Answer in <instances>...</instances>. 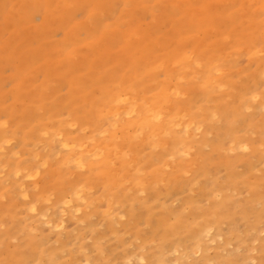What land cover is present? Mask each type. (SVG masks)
<instances>
[{
	"label": "rangeland",
	"instance_id": "obj_1",
	"mask_svg": "<svg viewBox=\"0 0 264 264\" xmlns=\"http://www.w3.org/2000/svg\"><path fill=\"white\" fill-rule=\"evenodd\" d=\"M262 124L264 0H0V264H264Z\"/></svg>",
	"mask_w": 264,
	"mask_h": 264
},
{
	"label": "bare ground",
	"instance_id": "obj_2",
	"mask_svg": "<svg viewBox=\"0 0 264 264\" xmlns=\"http://www.w3.org/2000/svg\"><path fill=\"white\" fill-rule=\"evenodd\" d=\"M113 7V6H112ZM22 8V7H21ZM19 10H21L20 8H18ZM22 14V13H21ZM15 15H16V13H15ZM21 17H23V16H21ZM45 17V16H44ZM25 19V18H24ZM44 20V19H43ZM46 20V19H45ZM45 43V42H44ZM55 46V45H54ZM38 48H39V45H35V49H37L38 50ZM54 48V50H55V52H56V49H55V47H53ZM60 49H61V47H59ZM60 49H58V51L57 52H59V50ZM30 50V49H29ZM32 50V49H31ZM62 50V49H61ZM36 51V50H35ZM52 51V50H51ZM42 53V52H41ZM46 53V52H45ZM47 53H48V51H47ZM61 53V52H60ZM34 54H35V52H34ZM37 55L38 56H40V54H39V52L37 51ZM57 56H58V54H56ZM37 56V57H38ZM59 57V56H58ZM46 58V57H45ZM47 59H49V58H47ZM51 60V59H50ZM75 70H73V72H74ZM74 77H76V76H74ZM76 80V79H75ZM85 80V79H84ZM83 81V80H82ZM89 81V80H88ZM79 82V81H78ZM78 82H76V83H78ZM74 85V84H73ZM85 86V85H84ZM73 87V86H72ZM85 89V88H84ZM252 89V88H251ZM113 91V90H112ZM111 91V92H112ZM75 92V91H74ZM108 92V91H107ZM115 92V91H114ZM76 93H78V92H76ZM76 93H74V94H76ZM81 93H83V92H81ZM106 93V92H105ZM113 93V92H112ZM115 93H117V92H115ZM74 94L72 95V96H74ZM79 94V93H78ZM111 94V93H110ZM175 94V93H174ZM173 94V95H174ZM244 94V93H243ZM77 95V94H76ZM177 95V94H176ZM245 96V95H244ZM77 97V96H76ZM75 97V98H76ZM240 97H242V96H240ZM79 98V97H78ZM82 99H83V97H82ZM91 99V98H90ZM119 99V98H118ZM62 100H63V98H62ZM115 99L114 98H112V101H114ZM82 101V100H81ZM80 101V102H81ZM103 101H106V100H103ZM117 101V100H116ZM115 101V102H116ZM122 101V100H121ZM120 101V102H121ZM126 101V100H125ZM63 102V101H62ZM83 102V101H82ZM107 102V101H106ZM118 102V101H117ZM91 103V102H90ZM136 103V102H135ZM56 104V103H55ZM72 104H74L73 102H72ZM80 104V103H79ZM86 104V103H85ZM92 104V103H91ZM40 105H42V104H40ZM64 105V104H63ZM68 105V104H67ZM84 105V104H83ZM62 106V105H61ZM73 107V106H72ZM71 107V108H72ZM92 107V106H91ZM59 108H60V106H59ZM62 108H63V106H62ZM61 108V109H62ZM69 108V107H68ZM56 109V108H55ZM93 109V108H92ZM51 110H52V108H51ZM93 110H95V109H93ZM128 110V109H127ZM126 110V115H134L135 113L134 112H136L137 111V108L134 106V104L129 108V110L127 111ZM53 111V110H52ZM70 111H71V109H70ZM77 111H78V109H77ZM80 111V110H79ZM84 111V110H83ZM226 111V110H225ZM98 112V111H97ZM97 112L95 113V116H96V114H97ZM122 112H125V111H122ZM82 113V112H81ZM116 113H118V115H119V113H120V111H118V112H116ZM57 114H58V112H57ZM57 114H55V115H57ZM79 114V113H78ZM98 114H100V113H98ZM115 114V113H114ZM137 114V113H136ZM236 114V113H235ZM101 115V114H100ZM112 115V114H111ZM123 115V114H122ZM59 116V115H58ZM89 116V115H88ZM121 116V115H120ZM188 116V115H187ZM81 117V116H80ZM112 117V116H111ZM48 118V117H47ZM85 118V117H84ZM96 118H97V116H96ZM95 118V119H96ZM225 118V117H224ZM140 119H142V118H140ZM160 119H161V114H156V112H154V111H150V112H145L144 113V123H145V125L148 127V126H150V125H152V124H154L155 122H157L158 123V121H160ZM230 119V118H229ZM50 120H51V118H50ZM94 120V119H93ZM92 120V121H93ZM103 120V119H102ZM233 120V119H232ZM232 120H231V122H232ZM91 121V122H92ZM117 120L115 119V120H113V121H111L112 122V125H104V127L102 128L103 129V131H108V129H109V126L111 127V129L113 128V127H115V122H116ZM191 121V120H190ZM87 122V121H86ZM90 122V123H91ZM96 122H97V120H96ZM122 122V121H121ZM176 122V121H175ZM175 122H173V121H171V120H168V119H166V121L164 120L163 121V123H160L161 125H162V128L164 129V130H171L172 128H173V126L175 125ZM235 122V121H234ZM85 124V123H84ZM229 124V123H228ZM140 125H142V124H140ZM144 125V126H145ZM230 125V124H229ZM231 125H233V124H231ZM235 125V124H234ZM233 125V126H234ZM263 125V124H262ZM261 125V126H262ZM260 126V127H261ZM264 126V125H263ZM98 127V126H97ZM118 127V126H117ZM117 127H115V128H117ZM181 127V126H180ZM229 127V126H228ZM93 128V127H92ZM237 128V127H236ZM235 128V129H236ZM181 129H182V127H181ZM239 129V128H238ZM47 130V129H46ZM101 130V129H100ZM224 130V129H223ZM95 131V130H94ZM102 131V132H103ZM225 131V130H224ZM60 132V131H59ZM99 132V131H98ZM101 132V133H102ZM226 132V131H225ZM228 132V131H227ZM97 133V132H96ZM236 133H237V131H236ZM235 133V134H236ZM56 134V133H55ZM54 134V135H55ZM99 134V133H98ZM183 134V133H182ZM53 135V136H54ZM57 135L61 138V136L57 133ZM97 135V134H96ZM167 135V134H166ZM67 136H70V135H66L65 137H67ZM219 136V135H218ZM230 136V135H229ZM234 136V135H233ZM217 137V136H216ZM221 137V136H220ZM219 137V138H220ZM6 138V137H5ZM74 138V137H73ZM76 138V137H75ZM85 138V137H84ZM108 138V137H107ZM178 138V137H177ZM52 139H54V138H52ZM62 139H63V136H62ZM78 139V138H77ZM86 139V138H85ZM221 139V138H220ZM59 140H61V139H59ZM81 140V139H80ZM174 140V139H173ZM217 140V139H216ZM4 141V140H3ZM6 141V140H5ZM4 141V142H5ZM89 141V140H88ZM176 141V140H175ZM179 141V140H178ZM8 142V141H7ZM55 142H58L57 140H55ZM59 142H61L60 143V145H59V149L61 150V152L64 150L65 152H68V154H67V156H69L68 157V161L67 162H69V161H72V164H73V166L75 167V168H78V169H84V170H86V168L88 169V171L90 172V173H92V172H94V170L96 169V167H97V165H95L94 163H93V161H96V160H99V159H102L103 161L105 160L104 159V156L106 155V151H105V149L103 148V147H101V146H98V147H94L95 149H91V150H85V145L83 144V143H85V142H87V141H84V142H82V141H76V140H71V141H68V140H64V141H59ZM109 143V142H108ZM216 143V142H215ZM178 144V143H177ZM176 144V145H177ZM95 146V145H94ZM175 146V145H174ZM177 147H178V145H177ZM176 147V148H177ZM1 148V147H0ZM53 148V147H52ZM51 148V149H52ZM92 148V147H91ZM51 149H49V150H51ZM55 150V149H54ZM173 151V150H172ZM175 151H176V149H175ZM179 152V151H178ZM57 153L58 152H56L55 153V155L54 156H56L57 155ZM52 153H50V155H51ZM49 155V156H50ZM48 156V157H49ZM58 156H60L61 157V155L60 154H58ZM52 156H50L49 158H51ZM63 157V156H62ZM62 157H61V159H62ZM32 159V158H31ZM45 160V159H44ZM44 160H42V162L44 161ZM47 160V159H46ZM48 161V160H47ZM64 161H65V159H64ZM45 163V162H44ZM104 163V162H103ZM233 163V162H232ZM46 164V163H45ZM44 164V165H45ZM183 164V163H182ZM226 165V164H225ZM17 164H16V168H17ZM57 166V165H56ZM58 167V166H57ZM56 167V168H57ZM72 168V167H71ZM33 169H35V167L33 168ZM37 169V168H36ZM35 169V171L32 173V174H34V176H36L37 175V173H38V176H39V170H36ZM98 169V168H97ZM227 169H228V166H227ZM14 170V169H13ZM12 170V171H13ZM19 170V169H18ZM56 170V169H55ZM11 171V170H10ZM11 171V172H12ZM14 171H16V169L14 170ZM13 171V172H14ZM12 174V173H11ZM10 174V175H11ZM9 175V174H8ZM15 175V174H14ZM16 176V175H15ZM81 178H84V176H82ZM80 180V179H79ZM75 184V183H74ZM23 185V184H22ZM52 185V184H51ZM55 185V184H54ZM179 185V184H178ZM55 186H57V185H55ZM82 186V185H81ZM74 187V186H73ZM76 187V186H75ZM178 187V186H177ZM182 187V186H181ZM49 188H50V186H49ZM71 188V187H70ZM77 188H80L79 186L77 187ZM76 188V189H77ZM64 189V188H63ZM173 189H175V188H173ZM62 190V189H61ZM68 190V189H67ZM70 190V189H69ZM177 190V189H176ZM52 191V190H51ZM64 191V190H63ZM75 191V189H73V191L72 192H74ZM79 191V190H78ZM44 192V191H43ZM68 192V191H67ZM66 192V193H67ZM72 192H71V194H72ZM80 192V191H79ZM82 192V191H81ZM175 192V191H174ZM45 193V192H44ZM78 193V192H77ZM156 193V192H155ZM63 194V193H62ZM70 194V195H71ZM106 194V193H105ZM207 194V193H206ZM258 194V193H257ZM26 195V194H25ZM69 195V196H70ZM159 195V194H158ZM61 196V195H60ZM65 196V195H64ZM68 196V197H69ZM83 196V195H82ZM82 196H80V197H82ZM121 196V195H120ZM169 196V195H168ZM112 197V196H111ZM63 198H65V197H63ZM69 199V198H68ZM161 199V198H160ZM163 199H164V197H163ZM72 200H73V198H72ZM65 201V200H64ZM65 202H70L69 200H66ZM60 203H62V202H60ZM126 204V203H125ZM129 204V203H128ZM164 204V203H163ZM162 204V205H163ZM225 205V204H224ZM72 206V205H71ZM74 207V206H73ZM71 208V207H70ZM130 208H132V207H130ZM136 208V207H135ZM134 208V209H135ZM144 208V207H143ZM219 208V207H218ZM221 208H223V207H221L220 206V208L219 209H221ZM74 209V208H73ZM78 209V208H77ZM137 209V208H136ZM138 209H139V207H138ZM145 209V208H144ZM215 209V208H214ZM225 209V208H224ZM223 209V210H224ZM65 210V209H64ZM176 210V209H175ZM222 210V209H221ZM226 210V209H225ZM240 210V209H239ZM238 210V211H239ZM242 210V209H241ZM72 211V210H71ZM139 211V210H138ZM174 211V210H173ZM227 211V210H226ZM226 211L225 212H223V213H226ZM127 212V211H126ZM125 212V213H126ZM137 212V211H136ZM142 212H143V210H142ZM228 213V212H227ZM127 214V213H126ZM248 214V213H247ZM246 214V215H247ZM131 215L134 217V218H136L137 216H138V213H137V216L135 215V213L133 212H131ZM178 215H181L180 214V212L178 213ZM131 216V217H132ZM223 216H225L224 214H223ZM222 216V217H223ZM150 217V216H149ZM206 217V216H205ZM231 217H233V216H231ZM230 217V218H231ZM229 218V219H230ZM131 219H133V218H131ZM179 219V218H178ZM209 219V218H208ZM221 219H223V218H221ZM221 219H219L220 221H221ZM152 220V219H151ZM151 220H150V222H151ZM165 220V219H164ZM176 220V219H175ZM183 220V219H182ZM215 220H216V216H215ZM62 221H63V219H62ZM62 221H59V222H61V223H63ZM148 221V220H147ZM175 222V221H174ZM60 223V224H61ZM152 223H154V221L153 222H151V224ZM177 223H180V222H177ZM198 223V222H197ZM218 223V222H217ZM52 225V224H51ZM55 225H58L57 223L55 224ZM54 225V226H55ZM165 225V224H164ZM53 226V225H52ZM59 226V225H58ZM174 227H175V225H173ZM62 227V226H61ZM51 228V227H50ZM169 228V227H168ZM170 228H171V226H170ZM11 229V228H10ZM10 229H9V231H10ZM159 229H161V228H159ZM174 229V228H173ZM219 229V228H218ZM183 229H181L180 231H182ZM192 230V229H191ZM209 230V229H208ZM159 230H157V232H158ZM176 231H177V229H176ZM193 231V230H192ZM219 231V230H218ZM194 232V231H193ZM203 232H206V231H203ZM202 232V233H203ZM201 233V234H202ZM11 234H13V233H11ZM189 234V233H188ZM201 234H199V235H201ZM6 235V234H5ZM154 235H155V233H154ZM178 236V235H177ZM191 235H189V237H190ZM202 236V235H201ZM4 238H5V236H4ZM3 238V239H4ZM183 238V237H182ZM197 238H202V237H197ZM8 239V238H7ZM176 239V238H175ZM163 240H165V239H163ZM4 241V240H3ZM161 241V240H160ZM168 242V241H167ZM191 242V241H190ZM4 243V242H3ZM161 243V242H160ZM34 244V243H33ZM164 244H165V242H164ZM167 244V243H166ZM96 245V244H95ZM94 245V246H95ZM98 245V244H97ZM182 245H183V243H182ZM35 246H36V244H35ZM81 246V245H80ZM41 247V246H40ZM79 247V246H78ZM101 246H99V248H100ZM165 247L166 246H164V249H165ZM159 248H160V246H159ZM82 249L83 248H81V251H82ZM97 249H98V247H97ZM38 251V250H37ZM39 251H40V248H39ZM38 251V252H39ZM99 251H100V249H99ZM34 252V251H33ZM41 252V251H40ZM75 252V251H74ZM224 252V251H223ZM194 253V252H193ZM73 254V253H72ZM96 254H97V252H96ZM43 255V254H42ZM19 256H23V255H19ZM43 257V256H42ZM156 257V256H155ZM155 257H153L154 259H155ZM189 257V256H188ZM8 258V257H7ZM12 258V257H11ZM17 258V257H16ZM137 258V257H136ZM28 259V258H27ZM51 259V258H50ZM49 259V260H50ZM139 259H141V258H139ZM144 259V258H143ZM151 259V258H150ZM22 260H23V258H22ZM29 260V259H28ZM126 260V259H125ZM161 260V259H160ZM24 261V260H23ZM51 261V260H50ZM124 261V260H123ZM8 262V261H7ZM6 262V263H7ZM12 262H13V260H12ZM12 262L11 263H9V264H12ZM125 262V261H124ZM19 263H21V262H19ZM27 263V262H26ZM5 264V263H4ZM124 264V263H123Z\"/></svg>",
	"mask_w": 264,
	"mask_h": 264
}]
</instances>
